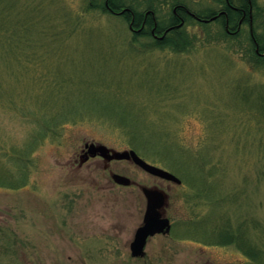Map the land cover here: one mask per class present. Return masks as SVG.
I'll use <instances>...</instances> for the list:
<instances>
[{"label":"rangeland","instance_id":"obj_1","mask_svg":"<svg viewBox=\"0 0 264 264\" xmlns=\"http://www.w3.org/2000/svg\"><path fill=\"white\" fill-rule=\"evenodd\" d=\"M25 1L0 0V26L4 21L17 36L14 24L24 20L30 28L20 40H32V71L19 79L10 72L26 63L0 59V264H257L234 245L219 244L226 219L264 223L262 164L246 154L260 144L245 142L238 124L243 107H259L264 96L258 86L244 87L246 78L264 85V57H251L248 27L231 36L220 22L197 24L184 51L148 50L146 38L131 42L124 18L89 9L88 0ZM253 2L262 44L264 0ZM2 44L6 56L18 54L11 41ZM51 114L76 121L41 135L35 120ZM168 133L174 144L163 137ZM130 141L143 160L180 180L208 182L210 170L229 202L214 199L216 218L210 211L201 226H187L208 210L203 199L190 198L187 184L129 161L105 166L94 157L79 165L85 143L134 150ZM213 162L221 168H211ZM111 173L135 184L116 185ZM140 186L167 193L172 227L148 239L143 258H133L129 244L146 204Z\"/></svg>","mask_w":264,"mask_h":264},{"label":"trees","instance_id":"obj_2","mask_svg":"<svg viewBox=\"0 0 264 264\" xmlns=\"http://www.w3.org/2000/svg\"><path fill=\"white\" fill-rule=\"evenodd\" d=\"M22 1H25V0H22ZM87 6H88V8L90 7V8L96 9V10L97 9L101 10V7L97 6L95 4L87 5ZM25 10H28V9L26 8ZM17 23H18V26H17ZM17 23L14 24L16 27H18L17 29L19 30L17 32L18 33L17 36H16V34H13L14 32L10 31L12 28L5 25L4 21H3V26H0V59L3 58L4 62H6L10 65L15 64V63L24 65L26 63L24 66H21V69L19 70V72H17L18 74L17 73L13 74V72H10V76L15 80L19 79L20 76L22 74H24L23 72L26 73L25 69H29L30 71H32V66H31L32 65V54H29V49L32 48V40L29 37H26L25 39L20 40V38H22V32L28 30L30 28V26L28 28V26H27L28 23H25L24 20H18ZM223 33H225V32L223 31ZM223 35H225V34H223ZM54 36H55V34L50 36L51 39L55 38ZM2 38L4 39V41L5 40L11 41V45H9V47L14 46L17 49H19L18 54H15V55L9 54V56H6L8 53H6L3 50ZM182 38H185L187 42H182V40H181ZM136 40H137L136 36H131V42L132 41L136 42ZM189 44H190V40L186 36L180 35L176 39H173L170 42H165L163 45L146 43V46H147L148 50H152L155 48L170 47V48L176 49L178 51H184L185 47ZM25 50H28L26 52L27 54L24 52ZM251 57H253L257 61L262 60L261 58H258L256 56V53L253 54L251 52ZM30 81H32V77H31ZM244 84H245L244 87L258 86L260 91H261V89L264 90V85L250 84V82L248 81L247 78H246ZM263 95H264V93H263ZM258 102H259V107H257V108L251 106V107H248L245 109V106L243 107L244 109L242 110L241 116L239 117L238 124L240 126H243V128H244L243 135L245 137V140H244L245 142L260 144V147L258 150H255V151H249L248 150V152H246V154L249 153L250 155L253 156L254 165L258 164V163L262 164V166L259 169L258 176L260 178V181H264V96L260 97V99H258ZM244 103H246V101ZM252 110H256V112L258 113V116H256V117L253 116L252 112H251ZM65 121L66 122H68V121L74 122V121H76V119L66 118V117L63 118V117H60L58 115L51 114L50 116H48V117L46 116L45 118H43L41 120V122L43 124H41V122L35 120V123H36L35 125H36V129H38V128L40 129L41 135H47V133L55 132L60 125L65 123ZM169 134L170 133H168L167 135H164L163 137L166 139L167 142L174 144L173 140L170 139V136H168ZM236 134L237 133L233 134V141H238ZM41 135H37V136H39L37 138V140L40 139ZM126 135H127V133H126ZM30 142H32V140ZM36 142L37 141H35L34 145H36ZM129 144L134 149V151L135 150L140 151L138 146L136 144H134L133 142L130 141ZM28 145H29V143L27 144V146ZM234 153L237 154L240 152L235 151ZM14 155L12 157H14ZM17 156H18V154L15 155V158H17ZM25 156L22 157V155H21L18 158L21 161L24 159L27 160L25 158ZM9 158H11V157H9ZM149 158L154 163H162V160L156 154H151V156H149ZM217 163L218 162L211 163V168L212 167H216V168L220 167L221 168V166H218ZM22 169L24 171V168H22ZM206 175H207L206 178L208 179V182L204 181V179L198 178V177L194 178V180H192L191 182L181 180L183 185L187 184L191 188V190H190V192H191L190 196L191 197L190 198L191 199H193V198L203 199L205 202V205L207 206V209H208L207 212H205V214H203V216H197L196 218H193V219L187 221V226H192V225L193 226H201V224L204 222V217L208 213H210V211H212L213 217L216 218V216H214L216 214L215 209L212 208V203L214 202V199H217L218 205H219V203L229 202L226 198V195L228 194V192H226L225 187L220 183V181L218 179H215V175L213 173H211L210 170H208V173ZM212 179H214V180H212ZM221 182H222V180H221ZM242 182L245 183V180H243ZM225 192H226V194H225ZM223 225L227 226L226 230H221V232L224 235H226V237L224 239L220 240L219 244L234 245L247 258L254 261V263L264 264V223L263 222H261L260 220H257L256 218H254L253 220L252 219H250V220L238 219V220H235V224H233L232 220L226 219L224 221ZM246 225L251 226L249 231L246 229L243 232V231H241L240 228L238 229L236 227V226H246ZM231 226H233V227H231ZM174 229H175V227H174ZM253 232H255V233L253 234ZM253 235L255 237H253ZM216 243H218V242H216Z\"/></svg>","mask_w":264,"mask_h":264},{"label":"flooded vegetation","instance_id":"obj_3","mask_svg":"<svg viewBox=\"0 0 264 264\" xmlns=\"http://www.w3.org/2000/svg\"><path fill=\"white\" fill-rule=\"evenodd\" d=\"M88 4L124 18L132 36L146 38L147 43L156 45H163L180 35L190 36L188 32L197 24L220 22L223 31L231 36L246 25L254 51L264 57V50H260L264 49V43L259 42L254 31L257 14L253 0H88ZM109 163L104 162L105 166Z\"/></svg>","mask_w":264,"mask_h":264},{"label":"water","instance_id":"obj_4","mask_svg":"<svg viewBox=\"0 0 264 264\" xmlns=\"http://www.w3.org/2000/svg\"><path fill=\"white\" fill-rule=\"evenodd\" d=\"M96 156L101 157L105 162L112 160L129 161L154 177L172 182L176 185L181 184V181L175 175L147 163L133 150L116 151L102 144L85 143L82 154L79 157V165H82L89 158ZM111 179L114 183L121 186H129L132 184L129 178L115 173H111ZM140 190L145 198L146 204L142 224L135 230L133 240L129 245L130 254L134 258L145 255L144 249L149 237L156 234H167L170 231L169 220L165 217V207L167 205L166 193L156 187L141 186Z\"/></svg>","mask_w":264,"mask_h":264}]
</instances>
